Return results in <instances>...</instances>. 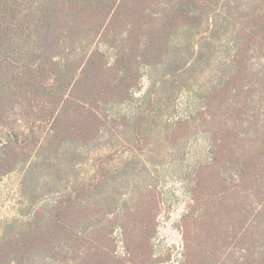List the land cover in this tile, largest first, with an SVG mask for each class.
Returning <instances> with one entry per match:
<instances>
[{"label": "trees", "instance_id": "obj_1", "mask_svg": "<svg viewBox=\"0 0 264 264\" xmlns=\"http://www.w3.org/2000/svg\"><path fill=\"white\" fill-rule=\"evenodd\" d=\"M178 93L190 109L172 116ZM199 137L179 264H264V0H0V181L20 173L24 204L0 264L169 261L152 171L93 157L156 144L154 168Z\"/></svg>", "mask_w": 264, "mask_h": 264}, {"label": "rangeland", "instance_id": "obj_2", "mask_svg": "<svg viewBox=\"0 0 264 264\" xmlns=\"http://www.w3.org/2000/svg\"><path fill=\"white\" fill-rule=\"evenodd\" d=\"M150 80L145 77L141 83V89L136 97L141 99L150 88ZM170 114L183 115L190 109V102L185 93L173 95ZM171 119V118H170ZM168 116L162 113L157 115L149 125L147 134L151 137L162 134ZM131 143V144H130ZM127 143L123 140L118 149L112 148L108 155L99 154L93 157V163L99 158L101 161L107 160L112 168L118 167L124 160L136 162V170L147 169L152 171V175L159 181L158 187L162 195L163 207L158 219L157 234L153 239V246L156 258H167L165 263L155 264H179L182 260L183 238L180 229V222L185 214L188 197L184 192V184L181 181V174L196 162L205 160L208 155L207 142L203 137L192 140L186 148L184 157H176L163 160L162 164L156 163V167L145 161L146 155H157L155 153L156 144L144 146V143ZM153 145V146H152ZM158 149V148H157ZM161 151L158 149V152ZM106 156V157H105ZM108 156V157H107ZM92 166H86L85 171H89ZM21 174L14 173L0 181V235L5 225L20 216V210L24 208L22 197L19 193ZM123 246L120 242L119 251L123 253Z\"/></svg>", "mask_w": 264, "mask_h": 264}]
</instances>
